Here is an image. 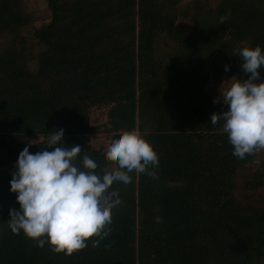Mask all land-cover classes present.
<instances>
[{
    "label": "trees",
    "instance_id": "16d2710c",
    "mask_svg": "<svg viewBox=\"0 0 264 264\" xmlns=\"http://www.w3.org/2000/svg\"><path fill=\"white\" fill-rule=\"evenodd\" d=\"M45 2L49 20L26 34L24 1L0 0V264H264V159L232 154L209 118L227 106L206 91L242 77L240 48L264 50V0ZM100 106L110 140L134 129L153 146L155 178L111 185L122 203L109 235L70 255L12 233L9 181L25 143L50 151L41 142L62 128L66 147L115 164L90 144Z\"/></svg>",
    "mask_w": 264,
    "mask_h": 264
},
{
    "label": "clouds",
    "instance_id": "9594fccd",
    "mask_svg": "<svg viewBox=\"0 0 264 264\" xmlns=\"http://www.w3.org/2000/svg\"><path fill=\"white\" fill-rule=\"evenodd\" d=\"M237 56L243 75L226 80L217 97L226 110L209 118L214 126L222 122L232 154L243 159L264 149V79L258 71L264 66V50L259 45L245 46ZM224 69L227 72L228 65ZM51 132L41 142L50 151L32 153L29 145L36 143H25L18 153L9 191L16 194L19 208L9 211L8 227L38 247L47 242L53 252L70 255L84 249L91 237L99 242L109 235L112 211L122 203L118 190L110 186L129 184V173L155 178L159 159L138 131L121 130L105 151L106 161H115V166L99 169L90 154L80 156V145L66 147L62 128Z\"/></svg>",
    "mask_w": 264,
    "mask_h": 264
},
{
    "label": "rangeland",
    "instance_id": "374dc122",
    "mask_svg": "<svg viewBox=\"0 0 264 264\" xmlns=\"http://www.w3.org/2000/svg\"><path fill=\"white\" fill-rule=\"evenodd\" d=\"M26 10L32 15L33 17V23L31 26L27 27L24 30V33L32 32L35 27H39L42 24L46 23L49 20L50 12L47 8L45 0H23ZM191 0H182V4L189 2ZM216 0H210L211 3H215ZM178 24L182 26L183 28L189 30L190 24L183 19H180L178 21ZM33 43V42H32ZM34 44V43H33ZM261 73V79H264V73L262 70H258ZM229 78H225L223 80H214L210 79L206 86V91L209 95L218 97L222 91L226 83V81ZM226 81V82H224ZM224 82V83H223ZM259 82V81H257ZM107 107L100 106L95 107L90 110L89 114V123L91 125L99 126V130L91 136L90 144L92 148L94 149H101L103 151H106L107 144L110 141V134L105 131L104 125L107 122ZM38 138L35 136H31L30 140L36 141ZM264 159V149L257 150V161L254 165H257L261 160ZM109 166H115V164L112 162L109 164ZM14 170V169H10ZM263 190H260L258 192H262ZM256 193V195L258 194Z\"/></svg>",
    "mask_w": 264,
    "mask_h": 264
}]
</instances>
